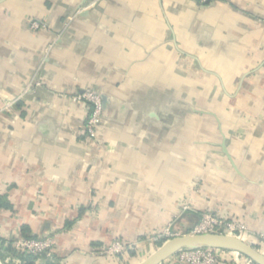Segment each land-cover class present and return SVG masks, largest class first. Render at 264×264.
I'll list each match as a JSON object with an SVG mask.
<instances>
[{"label":"crops","instance_id":"1","mask_svg":"<svg viewBox=\"0 0 264 264\" xmlns=\"http://www.w3.org/2000/svg\"><path fill=\"white\" fill-rule=\"evenodd\" d=\"M0 194L2 264L22 226L52 264H138L206 212L263 237L264 0H0Z\"/></svg>","mask_w":264,"mask_h":264},{"label":"built area","instance_id":"2","mask_svg":"<svg viewBox=\"0 0 264 264\" xmlns=\"http://www.w3.org/2000/svg\"><path fill=\"white\" fill-rule=\"evenodd\" d=\"M201 3L209 0H198ZM29 27L31 30H39L44 27L42 23L37 20H30ZM39 84V83H37ZM73 101H81L87 106V117L85 127L83 129L84 136L89 140H95L98 133V128L102 121L104 110L102 108L101 95L93 89L86 88L83 91L74 94ZM13 103L5 105L4 109L9 110ZM183 209H187V205H183ZM190 234L203 233H225L236 236L244 240L248 229L246 225L238 220L226 219L217 216L213 213H203L197 222L190 230ZM168 235L165 230L162 234H158L154 240H158ZM245 241V240H244ZM54 245L53 235L46 234L38 238H23L17 235L12 241L11 247L24 256L32 255L37 257L34 264H44L43 259H48L51 256V251ZM129 249V245L121 241H114L111 245L103 250L106 255H115L123 253ZM225 250L213 248H197L192 250H181L175 254V264H218L222 258ZM14 262L12 256L5 258V262ZM251 263L250 260L247 259ZM14 264H23V262L16 260Z\"/></svg>","mask_w":264,"mask_h":264},{"label":"water","instance_id":"3","mask_svg":"<svg viewBox=\"0 0 264 264\" xmlns=\"http://www.w3.org/2000/svg\"><path fill=\"white\" fill-rule=\"evenodd\" d=\"M102 108L106 109V97L101 95ZM213 248L239 253L254 264H264V253L253 244L225 233L190 234L189 231L163 242L150 256L138 264H161L181 250ZM0 264L2 262L0 261Z\"/></svg>","mask_w":264,"mask_h":264},{"label":"trees","instance_id":"4","mask_svg":"<svg viewBox=\"0 0 264 264\" xmlns=\"http://www.w3.org/2000/svg\"><path fill=\"white\" fill-rule=\"evenodd\" d=\"M1 210H12V205L8 201L7 197L5 195H2V194H0V211ZM69 224H71V223H69ZM20 235L23 238H26V239H29V238H38V237L31 236L28 233L27 228L25 226H22L21 227V229H20ZM160 244H161V242H160ZM8 251L12 254L13 257H15L16 260H19V261L23 262V264H34L35 261H36V259H37V257L32 256V255H26V256H24L23 254L17 253V252H15L12 249H9ZM127 252H129L130 256L133 255V251L132 250L127 249ZM0 258L3 259V256H1ZM251 263L254 264L253 262H251ZM44 264H52V263H50L49 261H46Z\"/></svg>","mask_w":264,"mask_h":264},{"label":"rangeland","instance_id":"5","mask_svg":"<svg viewBox=\"0 0 264 264\" xmlns=\"http://www.w3.org/2000/svg\"><path fill=\"white\" fill-rule=\"evenodd\" d=\"M255 236V237H253ZM245 242L253 244L255 247H257L258 249H260V251H262L264 253V236H258V235H253L251 233H246V236L244 237ZM162 240L160 241H155L154 243V247H153V251L154 252L163 242L166 241V239L161 238ZM159 240V239H158ZM161 242V244H160ZM175 255L173 257H171V261L175 264ZM11 264L12 262H8V264Z\"/></svg>","mask_w":264,"mask_h":264}]
</instances>
